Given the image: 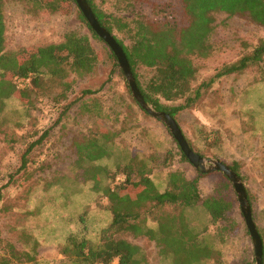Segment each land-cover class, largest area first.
Returning a JSON list of instances; mask_svg holds the SVG:
<instances>
[{
    "label": "rangeland",
    "instance_id": "obj_1",
    "mask_svg": "<svg viewBox=\"0 0 264 264\" xmlns=\"http://www.w3.org/2000/svg\"><path fill=\"white\" fill-rule=\"evenodd\" d=\"M101 8L113 12L110 5ZM2 10L5 51L57 44L65 33L77 31L89 37L98 60L90 75L79 77L68 73L72 83L65 98L57 83L45 78L40 86L27 93V98L15 96L3 101L0 238L31 256L35 251L33 258L37 264H68L58 252L60 246H55L64 239L61 207L79 213L83 208L99 209L106 205L104 191L116 184V177L121 174L115 171L131 158L145 163L157 190L163 191L164 180H161L167 170L162 161L170 151L172 168L189 180L196 179L201 197L221 190L223 196L234 201L230 217L236 227L223 238L216 236L201 207L184 209L186 224L192 232L200 234L197 239L202 242L200 246L212 251L202 258L203 263L255 264L252 241L231 183L221 172L200 174L189 162L181 160L177 143L168 129L140 109L115 56L98 36L92 37L79 17L78 7L64 3L59 12L51 14L36 8L31 0H3ZM142 11L152 10L144 5ZM176 15L179 17L178 10ZM215 25L211 38L213 54L207 59L194 60L198 70L194 87L211 79L215 83L201 90V96L190 108L179 112L175 121L195 154L227 166L238 164L252 220L261 236L264 264V59L248 64L240 73L226 75L223 82L216 84L217 73L252 53L264 38V27L241 17L227 18L224 14L216 16ZM13 82L17 90L25 87L21 81L13 79ZM84 90L92 94L81 96ZM214 130L221 136V143L210 133ZM252 142L258 143V150ZM29 146L32 149L25 156L26 166L19 171ZM100 151L104 154L92 155ZM223 184L229 189H222ZM37 207L49 208L40 218ZM175 207L164 208L156 217L180 215L181 211ZM92 215L85 223L86 229L77 230L76 234L97 242L100 228L108 218L99 210ZM152 217H147L146 226L155 230L157 224ZM125 238L141 248L147 264H175L182 259V253L175 256L170 250V241L159 245L156 240L137 234L135 228ZM190 262L195 264L193 260Z\"/></svg>",
    "mask_w": 264,
    "mask_h": 264
},
{
    "label": "trees",
    "instance_id": "obj_2",
    "mask_svg": "<svg viewBox=\"0 0 264 264\" xmlns=\"http://www.w3.org/2000/svg\"><path fill=\"white\" fill-rule=\"evenodd\" d=\"M31 2L36 8L40 7L51 14L59 12L64 3L77 6L74 0ZM86 2L99 25L121 47L144 101L156 112L167 113L174 120L179 112L195 103L201 96V90L215 83V80L211 79L207 84L202 83L194 87L198 72L194 60L207 59L214 52L211 38L216 28V16L224 14L227 18L241 17L264 27V0ZM2 5L3 0H0V112L4 100L15 96L27 98V93L40 86L45 78L57 83L61 96L65 98L72 83L68 77L69 72L79 77L93 72L98 60L97 54L89 37L77 31L65 33L62 41L57 44L32 50L5 51ZM100 5H110L113 12H106ZM144 5H149L152 11L144 13ZM177 10L179 17L176 15ZM79 17L92 37L98 38L80 11ZM263 59L264 38L258 41L250 55L242 57L217 73V81L226 75L240 73L248 64L261 62ZM13 79L21 81L25 87L17 90ZM89 94L92 92L84 90L81 96ZM210 133L216 135L217 143H221V136L217 131ZM183 137L187 141L185 136ZM41 139L42 137L36 142ZM31 149L29 146L23 154L19 171L25 168V156ZM178 149L181 160L188 162L179 147ZM96 153L93 152L92 155L104 154L103 151ZM172 157L173 153L167 151L162 161L163 168L167 170L162 179L165 186L163 192L157 190L149 176L150 170L144 162L131 158L127 164L117 168L115 173L124 175L125 180L104 191L107 203L100 208L109 212L111 220L101 228L98 241L93 242L80 234H70L57 244V248L60 246L59 254L68 264H112L113 261L117 264H147L141 248L125 238L132 228L136 229L137 234L156 240L159 245L170 241L168 244L175 256L182 253L181 261L175 264H194L191 260L195 264H204L202 258L211 255L212 251L200 246L199 243L202 242L197 240L200 234L192 232L188 227L183 211L201 207L206 212L216 236L223 238L225 233L236 227L230 217L234 201L228 196H223L221 190L201 197L197 180H189L181 171L174 170L170 164ZM237 166V163H233L229 167L241 180ZM221 188L229 189L227 184H223ZM172 206L181 211L180 215L156 217V213ZM148 216H154L152 219L157 224L155 230L146 226ZM34 246L37 247V242ZM193 248L196 251H193ZM35 250L37 251V248ZM24 252L0 238V264H37V260L33 258L36 256L35 251L32 252L33 256ZM184 255L191 258H185Z\"/></svg>",
    "mask_w": 264,
    "mask_h": 264
},
{
    "label": "water",
    "instance_id": "obj_3",
    "mask_svg": "<svg viewBox=\"0 0 264 264\" xmlns=\"http://www.w3.org/2000/svg\"><path fill=\"white\" fill-rule=\"evenodd\" d=\"M74 1L92 31L109 47L110 51L115 56L119 68L121 69L122 74L127 82L131 95L140 109L147 113L149 116L159 120L168 129L169 133L180 148L182 154L194 167V169H196L200 174L221 172L231 183L236 193L239 208L252 241L255 264H263L262 240L252 220L251 207L247 199L245 188L240 178L230 169L229 166L219 161H206L201 156L195 154L184 139L183 134L176 121L167 113L156 112L150 105H148L144 101V98L142 97L136 86L134 77L131 73L128 62L121 47L116 43L113 37L99 25L86 0ZM206 163H210V165L207 166Z\"/></svg>",
    "mask_w": 264,
    "mask_h": 264
},
{
    "label": "crops",
    "instance_id": "obj_4",
    "mask_svg": "<svg viewBox=\"0 0 264 264\" xmlns=\"http://www.w3.org/2000/svg\"><path fill=\"white\" fill-rule=\"evenodd\" d=\"M223 80L224 78L219 79L218 81H216L217 82L216 84H220V82H223ZM252 144L253 145L255 144L254 148L258 150V147H259L258 143L252 142ZM161 182H163V180H161ZM159 191L163 192L164 190L163 191L159 190ZM48 208L49 207H37L38 213L40 212V218L44 215V210H47ZM61 208L64 209L63 214H61L60 216V223L62 224V227H63L64 238H66L70 234L78 233L77 230L81 231L82 229H84V227L86 228L87 226L85 225V223H87V220H89V218L93 216L92 213H94L95 211L99 210V211L104 212L105 216L108 218L107 222L104 225H102L101 228L105 227L111 220V215L109 214L108 211L104 210L103 208H99V209L97 207H89L88 209L83 208V209H80L79 213L78 212L76 213L75 210L72 213L69 212L70 211L69 207H61ZM91 211H94V212L90 213ZM33 234L37 235L36 231H34ZM55 246L57 245L55 244Z\"/></svg>",
    "mask_w": 264,
    "mask_h": 264
},
{
    "label": "built area",
    "instance_id": "obj_5",
    "mask_svg": "<svg viewBox=\"0 0 264 264\" xmlns=\"http://www.w3.org/2000/svg\"><path fill=\"white\" fill-rule=\"evenodd\" d=\"M125 180V176L124 175H119L116 177V183H120L123 182Z\"/></svg>",
    "mask_w": 264,
    "mask_h": 264
}]
</instances>
